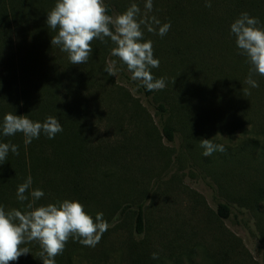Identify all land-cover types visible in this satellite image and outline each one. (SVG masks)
I'll return each mask as SVG.
<instances>
[{
  "label": "rangeland",
  "instance_id": "rangeland-1",
  "mask_svg": "<svg viewBox=\"0 0 264 264\" xmlns=\"http://www.w3.org/2000/svg\"><path fill=\"white\" fill-rule=\"evenodd\" d=\"M109 1L112 15L136 3L138 19L145 17L146 0ZM54 5L47 0H0V96L13 77L20 80L25 57L30 62L34 55L42 58L41 69L51 73V81L63 87L60 93L66 87L80 90L88 110L82 152L89 159L88 165L79 164L80 176L88 168L98 169L97 183L103 188L98 200L82 204L87 213H103L110 225L104 233L106 246L86 247L89 255L82 264H127L119 260L120 243L142 239L162 256V264H264V200L256 202L250 189L253 181L263 183L258 174L264 162L260 155L248 159L243 153L249 138L264 147V76H255L259 87L251 88L245 82L248 65L232 69L230 63L235 58L242 63L245 56L214 52L225 40L237 49L231 23H209V15L219 9L217 2L206 7L205 0H153L147 17H156L161 26L170 22L171 28L163 37L143 29L144 41H152L160 62L151 72L166 82L150 95L118 74H107L115 46L110 40H94L88 62L71 64L67 53L51 45L56 34L45 23ZM189 15L202 23H190ZM42 27L47 30L39 34ZM192 53L195 58L182 62ZM163 101L170 109L173 141L158 125L156 106ZM201 139L223 144L226 151L205 157ZM218 198L232 204L228 218L218 216ZM139 203L142 233L135 226Z\"/></svg>",
  "mask_w": 264,
  "mask_h": 264
},
{
  "label": "clouds",
  "instance_id": "clouds-1",
  "mask_svg": "<svg viewBox=\"0 0 264 264\" xmlns=\"http://www.w3.org/2000/svg\"><path fill=\"white\" fill-rule=\"evenodd\" d=\"M205 6L211 7V0H205ZM144 7L146 13L151 12L153 0H146ZM146 13L143 19H138L141 9L136 3L123 13L109 15L105 0H57L47 14L46 24L57 32L51 38V45L59 46L67 53L73 65L88 62L94 40L105 44L110 40L115 45L111 56L126 66L133 81L152 92L163 90L166 82L162 77L154 78L151 72L159 67L160 62L154 58L152 41H144L143 29L163 37L170 30L171 23L161 26L156 17L149 18ZM154 25L159 26L158 31ZM258 25V18L243 12L230 26L239 54L245 56L251 66L245 81L251 88L259 87L255 76H264V27ZM116 64V60L108 63L105 71L109 76L117 74ZM62 131V125L52 116L41 123L24 115L6 113L0 123V134L11 137L20 133L25 145L38 139L42 133L53 139ZM200 146L205 157L226 151L223 144L214 143L212 139H201ZM10 152L18 156L19 146L0 142V165L7 162ZM31 186L32 178L28 177L17 187L16 196L24 204L25 211L16 208L6 211L0 206V264H10L31 253L28 247H21L31 242H38L43 264H56L55 258L63 253L70 238L83 246L95 247L109 229L103 213H97L93 219L85 211V206L76 200L65 199L36 206L44 192L40 189L29 191ZM152 258L158 259V254L153 253Z\"/></svg>",
  "mask_w": 264,
  "mask_h": 264
},
{
  "label": "trees",
  "instance_id": "trees-1",
  "mask_svg": "<svg viewBox=\"0 0 264 264\" xmlns=\"http://www.w3.org/2000/svg\"><path fill=\"white\" fill-rule=\"evenodd\" d=\"M47 1L51 3L57 2V0ZM214 1L217 2L219 9L215 15H209V23L232 24L241 13L247 12L250 16L259 19V27H264V0ZM105 4L108 6V14L112 15V4L109 0H105ZM218 11H220V14H218ZM183 12L182 15H178L180 20L183 18ZM187 19H189L190 23H202L201 18H194L190 15ZM212 28L218 30L216 26ZM45 30L47 29L42 27L39 34H42ZM226 30L227 26L226 29L221 30L223 36ZM53 32L57 34L55 30H51V33ZM233 44L229 46L228 41L225 40V45L219 49H215L214 52L229 54L232 57L239 55V49L234 50ZM191 58H195L194 53L184 58L182 62L189 61ZM109 60L117 61L116 67L119 69L117 74L127 84L138 87L139 91L144 92L146 95L155 92H149L138 81H133L131 75L117 57L110 55ZM41 63V57L31 56L30 62L25 57L23 61L24 72L19 78L20 80L17 81L13 77L8 86L9 89L5 90L4 95L0 96V123H2L3 116L6 113L24 115L34 122L38 121L41 123L47 117L52 116L60 122L63 131L58 133L53 139H49L42 133L38 139H33L28 145L24 144V137L20 133L11 137H4L0 134V142L13 143L19 146V155L17 156L10 152L7 162L0 165V206H3L6 211H10L13 208L25 211V206L17 199L16 192L18 185L24 183L28 177L32 178V186L29 191L40 189L44 192V196L39 201H36V206L58 203L65 199L76 200L80 203L86 202V206H88L89 203H94L99 199L100 196H97V194L101 193L103 189L99 188V183H97L98 177L96 174L98 173V169L93 170V168H88V173L84 174V177L80 176L83 170L80 171L79 164L88 165L89 163V159L82 152V147L85 145L87 139L82 126L84 119L88 115V110L79 98L80 90L76 86L66 87V91L60 93L63 87L58 86L57 81H51V73L48 70L41 69ZM230 63L232 69L236 67L240 68L241 65H246V68L248 65L250 69V64H247L246 58L242 63L237 58L232 59ZM3 98L6 99L5 102H2ZM156 109L158 111V125L161 133L168 141H173L175 131L168 122L170 109L164 101L160 102L156 106ZM261 133H264V129ZM243 145V149H245L243 152L245 153L244 156L248 159H255L259 158L258 155H260L262 159L260 162L263 164L264 147L259 146L257 139L249 138ZM258 176L259 179H263V183L260 184L253 181V184L250 186L256 202L264 200L263 169L259 171ZM244 199L250 200L248 197ZM250 203L253 204L255 201ZM216 205L218 216L228 218L230 213H232L233 207L228 201H222L218 198ZM88 214L95 219V212L91 211ZM135 226L138 233L144 231L142 203L137 205ZM105 236L103 234L96 247L101 245L106 246ZM21 247H28L31 253L21 256L17 261L10 262V264H43L38 242L27 243L21 245ZM118 249L121 253L119 260L125 259L127 264L163 263V258L159 254L158 259L152 258V254L157 252H152L149 243L145 239L120 243ZM106 250L110 251V254L114 253L111 247ZM98 253L100 256L102 255L99 251ZM88 255L89 252H87L86 246L70 238L63 253L57 256L55 260L56 264H82Z\"/></svg>",
  "mask_w": 264,
  "mask_h": 264
}]
</instances>
